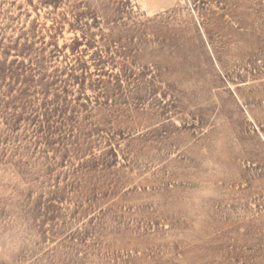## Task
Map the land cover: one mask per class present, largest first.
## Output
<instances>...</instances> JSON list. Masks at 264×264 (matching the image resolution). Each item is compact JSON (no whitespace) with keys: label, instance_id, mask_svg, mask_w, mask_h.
Listing matches in <instances>:
<instances>
[{"label":"rangeland","instance_id":"rangeland-1","mask_svg":"<svg viewBox=\"0 0 264 264\" xmlns=\"http://www.w3.org/2000/svg\"><path fill=\"white\" fill-rule=\"evenodd\" d=\"M44 1L0 0V264H264V0Z\"/></svg>","mask_w":264,"mask_h":264},{"label":"trees","instance_id":"trees-1","mask_svg":"<svg viewBox=\"0 0 264 264\" xmlns=\"http://www.w3.org/2000/svg\"><path fill=\"white\" fill-rule=\"evenodd\" d=\"M29 1L32 3V0H29ZM50 1H52V0H45L44 2L47 3V4H50L51 3ZM53 1H57L58 2L60 0H53ZM5 71H6L5 69H1L0 70V72H1V74H0V81H3Z\"/></svg>","mask_w":264,"mask_h":264}]
</instances>
